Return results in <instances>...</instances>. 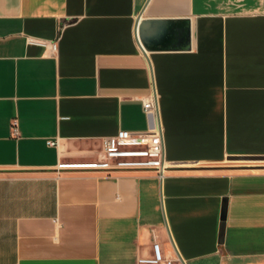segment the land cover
<instances>
[{"label": "crops", "instance_id": "crops-1", "mask_svg": "<svg viewBox=\"0 0 264 264\" xmlns=\"http://www.w3.org/2000/svg\"><path fill=\"white\" fill-rule=\"evenodd\" d=\"M142 12L190 19V48L145 54ZM148 100L163 179L57 171L151 129ZM154 241L264 264V0H0V264H137Z\"/></svg>", "mask_w": 264, "mask_h": 264}, {"label": "built area", "instance_id": "built-area-1", "mask_svg": "<svg viewBox=\"0 0 264 264\" xmlns=\"http://www.w3.org/2000/svg\"><path fill=\"white\" fill-rule=\"evenodd\" d=\"M52 48L55 50L56 44H53ZM144 109L148 115L154 117V125L151 129L144 132L120 129L116 134L104 139L102 153L97 159L60 162L57 171L104 172L108 174L151 171L163 179L167 165L157 107L153 101L148 100L144 102ZM14 133L18 134L16 127ZM50 144L54 145L55 142L51 141ZM177 260L180 261L178 258L166 257L161 243L154 241L151 253L147 256H138L136 263L177 264Z\"/></svg>", "mask_w": 264, "mask_h": 264}, {"label": "water", "instance_id": "water-1", "mask_svg": "<svg viewBox=\"0 0 264 264\" xmlns=\"http://www.w3.org/2000/svg\"><path fill=\"white\" fill-rule=\"evenodd\" d=\"M142 14L143 12L137 18L135 33L139 46L145 54L153 50H184L190 48V19H144ZM225 217L226 209L223 211L222 219L225 220ZM222 228H224V224Z\"/></svg>", "mask_w": 264, "mask_h": 264}]
</instances>
